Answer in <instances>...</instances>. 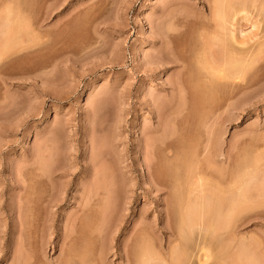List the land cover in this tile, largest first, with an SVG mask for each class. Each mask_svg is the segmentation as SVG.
Masks as SVG:
<instances>
[{
  "label": "rangeland",
  "instance_id": "374dc122",
  "mask_svg": "<svg viewBox=\"0 0 264 264\" xmlns=\"http://www.w3.org/2000/svg\"><path fill=\"white\" fill-rule=\"evenodd\" d=\"M210 1L0 0V264H264V56L188 114L202 73L197 49L206 40L220 57L241 39L254 56L264 43V0L227 4V16H214L223 21L220 36L203 25L212 20ZM179 82L190 87L178 92ZM171 132V140L182 137L178 155L159 156L153 149ZM188 152L199 162L214 154L209 164L193 159L196 178L214 187L206 196L195 190L201 200L189 243H181L171 228L180 222L182 192L173 199L158 189L147 166L168 161L173 182L171 170ZM235 182L236 197L228 189ZM105 186L110 193L99 190ZM231 194L237 209L225 206ZM90 197L97 203L88 205ZM163 201L173 209L166 219Z\"/></svg>",
  "mask_w": 264,
  "mask_h": 264
},
{
  "label": "bare ground",
  "instance_id": "6f19581e",
  "mask_svg": "<svg viewBox=\"0 0 264 264\" xmlns=\"http://www.w3.org/2000/svg\"><path fill=\"white\" fill-rule=\"evenodd\" d=\"M233 2V0H214L213 1V4L211 3V1L209 2L210 4V11L212 12V20L213 21H215L216 20V18H218V19H220V21L225 17V16H227V13H226V6H227V4H229V3H232ZM235 1V0H234ZM237 1V0H236ZM239 2V1H238ZM243 2H245V1H243ZM207 3V2H206ZM234 3V2H233ZM254 3V2H253ZM19 4V3H18ZM230 5V4H229ZM241 6V5H240ZM239 6V7H240ZM245 6V5H244ZM227 7H229V6H227ZM8 8H9V6H8ZM232 8V7H231ZM242 8V7H241ZM19 9V8H18ZM10 10V9H9ZM12 10V9H11ZM10 10V11H11ZM20 10V9H19ZM9 11V12H10ZM241 11V10H240ZM228 12V11H227ZM16 13V12H15ZM229 13H230V11H229ZM22 14V13H21ZM235 14V13H234ZM216 18H215V17ZM245 17V16H244ZM23 19V18H22ZM26 19V18H25ZM247 19V18H246ZM6 20V19H5ZM15 20H17V19H15ZM212 20L209 22L208 21V23H205L204 22V27H205V29H209L210 27L212 28V30L211 29H209V30H211L212 32H213V34H218V36H220L219 35V31H218V29L219 28H222L223 26H222V23H223V21L220 23V25L218 24V22H220V21H215V22H213V24L215 25V23H216V27L214 26V28H213V26H212ZM13 21V20H12ZM11 22V21H10ZM20 22H21V20H20ZM207 22V21H206ZM15 23V22H14ZM2 24V23H1ZM7 24H8V22H7ZM6 24V25H7ZM9 24H11V23H9ZM16 25H17V23H15ZM19 24V23H18ZM13 25V24H12ZM16 25H15V28H16ZM23 25V24H22ZM20 26H21V23L19 24V28H20ZM222 26V27H221ZM8 27H10V26H8ZM8 27L6 28V29H8ZM13 27V26H12ZM11 27V28H12ZM22 27H25L24 25L22 26ZM203 27V28H204ZM4 28V27H3ZM15 28H12L11 30H12V32L13 31H17L18 32V27L16 28L17 30H15ZM224 28V27H223ZM222 28V29H223ZM21 29V28H20ZM20 29H19V31H20ZM24 30V29H23ZM8 32V31H7ZM10 32V31H9ZM16 32V33H17ZM21 32V31H20ZM209 32V31H208ZM15 32H13L12 33V35L14 36L15 34H14ZM22 33V32H21ZM210 33V32H209ZM203 34V33H202ZM202 34H200L201 36H202ZM17 35V34H16ZM18 35H20V34H18ZM171 35V34H170ZM203 35H205V34H203ZM9 36H10V34H9ZM216 36V35H215ZM15 37V36H14ZM20 37V36H19ZM18 37V38H19ZM209 37V36H208ZM222 38H223V35L221 36ZM15 38H17V36L15 37ZM22 38V37H21ZM205 38V37H204ZM216 38V37H215ZM214 38V39H215ZM14 39V38H13ZM12 39V37H11V40H13ZM202 39H203V37H202ZM210 39V38H209ZM213 39V40H214ZM217 39V38H216ZM221 39V38H220ZM9 40H10V38H9ZM11 40L9 41L10 43H11ZM16 40V39H15ZM15 40H13L14 42H15ZM204 40V39H203ZM211 40V39H210ZM8 41V40H7ZM262 41V40H261ZM4 42V41H3ZM23 42V41H22ZM223 42H224V40H223ZM226 42V41H225ZM230 42V41H229ZM260 42V41H259ZM259 42H258V45L257 46H259V49L257 50V52H256V56L254 55V56H251V54H250V56L248 55V53L250 52L249 51V49H251L249 46H247V48H246V45L247 44H249L250 43V41L249 40H247V41H243V40H236L234 43L232 42V47H231V49L229 48H227L224 52H223V50H222V52H223V54H221L220 55V57L218 56L217 57V55L215 54V52H214V49L211 47V49H209L210 48V46H209V48H208V43L206 42V40H204L203 41V43H202V45H201V48H199V49H197V51H196V61L195 62H197L198 61V63L200 64V69L202 70V73H200L199 74V77H198V82H199V89L197 90L198 91V93H196L195 92V94H193L192 92H191V98H190V101H189V110H188V114L192 111V113H193V111L195 112L196 110H197V108L198 107H196V105H198L199 107H201V105H202V107H204V105H205V103H207V102H209L210 101V99L213 97V95L215 94V91H217V90H219L218 89V86H222V85H220L222 82L224 83H226V85H227V83H231V81H233L234 83L233 84H237V80H239V79H242L243 80V76L246 74V72H247V70L249 69V67H250V64L252 65V64H254V62H256V60L260 57V56H264V43H263V41H262V43L260 42V44H259ZM19 43V42H18ZM207 43V44H206ZM215 43V42H214ZM221 44H222V42H221ZM15 45H16V43H15ZM223 45V44H222ZM229 46V45H228ZM15 48V47H14ZM221 48V47H220ZM249 48V49H248ZM7 49V48H6ZM5 50V49H4ZM13 50V49H12ZM255 50V49H254ZM253 50V51H254ZM11 51V50H10ZM216 51V50H215ZM192 52H194V51H192ZM221 52V53H222ZM255 52V51H254ZM252 53V52H251ZM3 54H4V52H3ZM220 54V53H219ZM218 54V55H219ZM247 54V55H246ZM253 54V53H252ZM2 55V54H1ZM176 55V54H175ZM174 55V56H175ZM3 56V55H2ZM194 56V55H193ZM249 56V57H248ZM1 57V56H0ZM255 58V60H253V58ZM170 58V57H169ZM177 57H173L172 59H171V62L172 61H178V58L176 59ZM182 58V57H181ZM251 58V59H250ZM257 58V59H256ZM195 60V59H194ZM253 61V63H252V61ZM170 61V60H169ZM182 61H183V66L182 67H185L186 66V59H182ZM259 61V60H258ZM179 63V62H178ZM202 64V65H201ZM189 66V65H188ZM199 66V65H198ZM190 68V67H189ZM197 68V67H196ZM187 70V69H186ZM198 76V75H197ZM201 76V77H200ZM245 77V76H244ZM247 77V76H246ZM196 78V77H195ZM180 79V78H179ZM199 79H200V81H199ZM179 81V80H178ZM182 81V80H181ZM186 82V81H185ZM187 83V82H186ZM224 83V84H225ZM177 84V85H176ZM174 83L173 85H174V88H177V90H178V92H180L181 91V89L183 90V88L184 87H190V86H188L187 84H185L184 82H183V85H182V83L181 82H179V83ZM232 84V85H233ZM241 84V83H240ZM225 85V86H226ZM231 86V85H230ZM247 86H249V85H247ZM197 87H198V85H197ZM233 87V86H232ZM253 87V86H252ZM189 88H187V91H189L188 90ZM200 90V91H199ZM193 91V90H192ZM182 92V91H181ZM189 93V92H188ZM197 94V95H196ZM185 96H186V94H185ZM212 96V97H211ZM214 98V97H213ZM179 102V101H178ZM181 104V103H180ZM184 105V104H183ZM207 105H209V104H207ZM213 105V104H212ZM169 106H170V104H169ZM206 106V105H205ZM171 107V106H170ZM169 107V108H170ZM174 107V106H173ZM173 107H171V108H173ZM178 107V106H177ZM177 107H175V108H177ZM180 107H181V105H180ZM202 107L200 108V109H202ZM168 108V109H169ZM184 108H186V107H184ZM235 108V107H234ZM233 108V109H234ZM181 108H179V109H177L176 111H178V112H176L175 110L172 112L173 114H174V112H176L177 114H180L181 113V111H179ZM199 109V108H198ZM160 110V109H159ZM166 110V109H165ZM164 110V111H165ZM173 110V109H172ZM170 111V110H169ZM201 111V110H200ZM203 111V110H202ZM205 111V110H204ZM171 112V111H170ZM184 112V111H183ZM171 114V113H170ZM210 115V114H209ZM215 115V114H214ZM173 116V115H172ZM171 116V117H172ZM178 117L179 116H176V118L178 119ZM209 118V117H208ZM174 119V118H173ZM176 119V120H177ZM206 120V119H205ZM175 121V120H174ZM179 121V120H178ZM180 122V121H179ZM210 122V121H209ZM215 122V121H214ZM175 123V122H174ZM209 124V123H208ZM160 125L161 124H159V126L158 127H156L154 130H155V132H157L158 133V131H161V130H163V129H161L160 128ZM178 127V126H177ZM189 127V126H188ZM173 128V127H172ZM161 129V130H160ZM164 132V131H163ZM182 133V132H181ZM162 134H164V133H162ZM176 134V133H175ZM211 134V133H210ZM166 135V136H165ZM165 135L163 136V138L161 139V137L159 138L158 136V138H159V140L156 142V140H155V143H157V145H155V147L154 146H152V149H153V147H154V149L153 150H155V153H159L160 151L162 152V151H166L167 152V150H169L170 151V149H172V152H173V154H174V156H176V155H178L177 153L179 152V150L178 149H180V143L182 142V141H180V143H179V140L182 138H180V139H178L177 138V140L176 141H174V140H171L172 139V132H171V135H167L166 133H165ZM198 135V134H197ZM162 136V135H161ZM171 137V138H170ZM179 137V136H178ZM212 137V136H211ZM153 138V137H152ZM155 138V137H154ZM153 138V139H154ZM174 139V138H173ZM190 140V139H189ZM154 141V140H153ZM152 141V142H153ZM195 142V141H194ZM183 143V142H182ZM150 144V143H149ZM188 145V144H187ZM203 146V145H202ZM183 147V146H182ZM149 148H150V145H149ZM213 148V147H212ZM211 148V149H212ZM189 149V148H188ZM191 149V148H190ZM148 151V150H147ZM151 151V150H150ZM178 151V152H177ZM186 151V150H185ZM190 151V150H189ZM194 151V150H193ZM208 151V150H207ZM153 152V151H152ZM184 152V151H183ZM192 152V151H191ZM189 154H188V156H186V158H182V159H186V160H184V161H182L181 163H183L182 164V166L180 165V164H178V165H175V170H171V175L173 174L174 175V177H173V175H172V177L171 178H174V181H173V179L171 180V181H173V182H170L168 179V176H169V174H170V169H174V165L173 164H171V165H173V168H171L169 165H170V163H169V165L167 164L166 165V162H168V161H166V160H163V161H166L164 164H163V161H157V162H154V160H153V163H150V164H148V166H147V172L149 173H147V175H149L147 178H148V180L149 179H152V177H153V180L152 181H154V180H156V185L157 184H159L160 185V188H158V189H161V190H164V193L165 194H168L169 196H171V198H173V199H175V197H177V199H178V195H177V193L178 192H182L181 194L182 195H179L180 197V199L178 200V202H176L175 204H177V205H175L176 207V213H178V215H180V222H179V224H178V226H177V228L175 229L174 227H172L171 228V230L172 229H174V231H172L171 233L173 234V233H175V235L174 236H176V237H174V238H178L179 239V241H181V243L182 242H188V240L187 239H189L188 238V235L190 234H188V229H189V231H191L190 230V228L192 227V225H191V218H192V215H194L193 214V212H192V208H194V206H196V203H195V205H194V202H196L197 201V199L195 200V198H196V195H194V192H195V190H200L199 192H202V191H204V190H207L208 188H211L212 186V184L210 183L209 184V186H211V187H209L208 186V184L207 183H209V181L207 182V181H205L202 177L201 178H199V176H198V178L199 179H197L196 178V167L200 164V162L202 163V161H203V163H206V164H209V162H210V158H212L213 156H214V154H212V156H206V158H204L202 161L200 160V162L198 161V159L197 158H195L197 161H198V165H196L195 166V164H194V161H196V160H194L193 161V155L190 153V152H188ZM211 153V152H210ZM218 153V152H217ZM219 153H220V151H219ZM218 153V155L215 153V157H219L220 158V155L222 156V154H219ZM156 154V155H157ZM183 154H185L186 155V153H183ZM206 154V153H205ZM159 155V154H158ZM163 155V154H162ZM209 155H211V154H209ZM160 156V155H159ZM173 156V155H172ZM215 157H214V159H215ZM147 158V157H146ZM146 158H145V160H146ZM171 158V157H170ZM219 158H218V161H219ZM227 158H228V156H227ZM149 159V158H148ZM147 159V160H148ZM162 159V158H161ZM164 159V158H163ZM169 159V158H168ZM175 159H176V157H175ZM179 159V158H178ZM200 159V158H199ZM213 159V158H212ZM152 160V159H151ZM159 160H160V157H159ZM172 160V159H171ZM221 161H223V162H225L226 161V159H224V158H222V159H220ZM170 161V160H169ZM196 161V162H197ZM211 161H213V160H211ZM214 161H216V159L214 160ZM220 161V162H221ZM147 162V161H146ZM148 162H150V159H149V161ZM173 162V161H172ZM180 161L178 160V163H179ZM57 163V162H56ZM212 163V162H211ZM211 163H210V165H211ZM146 165H147V163H145ZM56 165V164H55ZM46 166V165H45ZM53 166V165H52ZM200 166V165H199ZM242 166V165H241ZM51 167V166H50ZM54 167V166H53ZM52 167V168H53ZM57 167V166H56ZM89 167V166H88ZM87 166L85 167V170H87V169H90L91 167H89L88 168ZM205 167V166H204ZM51 168V169H52ZM60 168V167H59ZM200 168H202V167H200ZM208 168V167H207ZM241 168V167H240ZM145 169V168H144ZM181 169V170H180ZM41 170V169H40ZM49 170V169H48ZM61 170V169H60ZM219 170V169H218ZM217 170V171H218ZM232 170V169H231ZM50 171V170H49ZM173 171V172H172ZM206 171L207 170H205V169H203L202 171H201V173L203 174V173H206ZM222 171V170H221ZM85 172H87V171H85ZM103 173V172H102ZM105 173V172H104ZM107 173V172H106ZM109 173V172H108ZM222 173V172H221ZM42 174V173H41ZM50 174V173H49ZM202 174H199L200 176L202 175ZM234 174H238V173H234ZM47 175V174H46ZM103 175V174H102ZM146 175V174H145ZM212 175V174H211ZM220 175H222V174H220ZM228 175V174H227ZM239 175V174H238ZM237 175V177L236 178H238L237 180H239L240 178H243V177H240L239 178V176ZM41 176V175H40ZM42 176H43V174H42ZM104 176V175H103ZM167 176V177H166ZM204 176V175H203ZM216 176V175H215ZM219 176V175H218ZM218 176H216V177H218ZM234 176V175H233ZM52 177V176H51ZM109 177H111V176H109ZM170 177V176H169ZM206 177V176H205ZM208 177V176H207ZM222 177V176H221ZM197 180H196V179ZM219 178H220V176H219ZM223 178V177H222ZM106 179H107V177H106ZM213 179V178H212ZM221 179V178H220ZM224 179V178H223ZM51 179L49 178V181H50ZM54 180H55V178H54ZM147 180V179H146ZM207 180H209V177H208V179ZM211 180V179H210ZM214 180V179H213ZM233 180H235V179H233ZM233 180H231V181H233ZM263 180H264V178H263ZM49 181H47V182H49ZM52 181V180H51ZM97 181V180H96ZM145 181V180H144ZM152 181L150 182V184L152 183ZM204 181H205V183H204ZM220 181V183H222L221 182V180H219ZM102 182V181H101ZM107 182V181H106ZM207 182V183H206ZM212 183H214L213 181H211ZM215 182H217V180L215 181ZM224 182V181H223ZM236 182H238V181H236ZM236 182H235V184H230L231 185V187L230 188H228L227 186H229V185H227L226 186V188H228V189H231L232 188V185H237L236 184ZM251 182V181H250ZM93 183V182H92ZM111 183V182H110ZM109 183V184H110ZM218 184H220L219 182H217ZM229 183H232V182H230L229 181ZM228 183V184H229ZM234 183V182H233ZM263 183V182H262ZM48 184V183H47ZM54 184V183H53ZM87 184V183H86ZM104 184V183H103ZM148 184H149V181H148ZM154 184V183H153ZM176 184H178V185H176ZM205 184H207L206 185V187H205ZM223 184V183H222ZM248 184V183H247ZM112 185V184H111ZM152 185V184H151ZM150 185V186H151ZM155 185V184H154ZM179 185H182V187L181 186H179ZM214 185V184H213ZM217 185V184H216ZM215 185V188H217V187H219V185L218 186H216ZM64 186H66V184L64 185ZM93 186V185H92ZM244 186V185H243ZM255 186V185H254ZM97 187H99V186H97ZM106 187V188H105ZM105 187H100V189L99 190H101V189H107V190H104L105 192H108V193H110L111 192V189H110V192L108 191L109 190V187L108 186H105ZM157 187H159V186H157ZM208 187V188H207ZM214 187V186H213ZM212 187V188H213ZM261 187V186H260ZM55 188V187H54ZM85 188L86 189H88L86 186H85ZM113 188V187H112ZM134 188V187H133ZM152 188H153V186H152ZM207 188V189H206ZM211 188V189H212ZM220 188V187H219ZM222 188V187H221ZM220 188V189H221ZM224 188V187H223ZM225 188V189H226ZM236 188L239 190V192H240V189H239V187H237L236 186ZM236 188H234V189H236ZM51 189V188H50ZM57 189V188H56ZM60 189V188H59ZM210 189V190H211ZM218 189V188H217ZM224 189V190H225ZM241 189H243V187L241 188ZM58 190V189H57ZM61 190V189H60ZM59 190V191H60ZM94 190V189H93ZM93 190H91V191H93ZM96 192H98L99 190L96 188ZM117 190H119V188L117 189ZM209 190V189H208ZM213 190V189H212ZM211 190V191H212ZM222 190V189H221ZM227 190V189H226ZM232 191V193H234L235 194V197H236V192L238 191H234L233 192V189H231ZM85 191V190H84ZM89 191V190H88ZM102 191V190H101ZM156 191H157V189H156ZM242 191V190H241ZM244 191V190H243ZM54 192V191H53ZM52 192V193H53ZM61 192V191H60ZM59 192V193H60ZM66 191H65V188H64V190L62 191V193H65ZM83 192V191H82ZM95 192V193H96ZM114 192V191H113ZM116 192V191H115ZM160 192V191H159ZM204 192H207L208 193V191H204ZM218 192H219V190H218ZM222 192V191H221ZM227 192H228V190H227ZM239 192H237L238 193V195H239ZM55 193V192H54ZM163 193V192H162ZM203 193V192H202ZM207 193L205 194V193H203V194H205V196L207 195ZM223 193V192H222ZM225 193V192H224ZM241 193V192H240ZM103 194H104V192H103ZM152 194V193H151ZM180 194V193H179ZM183 194L185 195V201L184 202H182L184 199L182 198V196H183ZM209 194V193H208ZM229 194H230V191H229ZM110 195V194H109ZM108 195V196H109ZM177 195V196H176ZM201 195V194H200ZM219 195H221V193L219 194ZM228 195V194H227ZM232 195L233 194H231V196H230V201H227V203H225V202H223L222 203V200H221V202H217V203H221V204H218V205H221V206H223L222 204H224L225 203V206H226V204H227V207L226 208H236L237 209V207H238V205H239V200H236V201H234L235 199H239V197H237V198H235V197H233L232 198ZM243 195V194H242ZM241 195V196H242ZM92 196H94V195H92ZM173 196V197H172ZM209 196V195H208ZM224 196H225V194H224ZM83 197V196H82ZM95 197V196H94ZM93 197V198H94ZM112 197V196H111ZM156 197V196H155ZM209 197H211V196H209ZM59 198V197H58ZM164 198H167V195H166V197H164ZM170 197L169 198H167L168 200L169 199H171ZM198 198V197H197ZM205 198V197H204ZM208 198V197H207ZM212 198V197H211ZM220 198V197H219ZM235 198V199H234ZM59 199H61V200H59V201H62V198H59ZM65 199V198H64ZM160 199V198H159ZM162 200H163V198H161ZM160 199V200H161ZM173 199H171V201L173 200ZM183 199V200H182ZM55 200V199H54ZM94 201L95 199H92L91 197H90V200L87 198L86 199V201H87V204L88 205H90V204H94V202H96L97 203V199L92 203V202H90V203H88L89 201ZM199 200H201V199H199ZM199 200L197 201V203L199 202ZM202 200H203V198H202ZM204 200H206V199H204ZM212 200V199H211ZM219 200V201H220ZM53 201V200H52ZM56 201V200H55ZM85 201V200H84ZM164 201H165V199H164ZM164 201H163V203H164ZM171 201H169V202H171ZM176 201V200H175ZM208 201V200H207ZM215 201H217L216 199H215ZM214 201V202H215ZM224 201H226V200H224ZM168 202V201H167ZM167 202H165L164 204L167 206V208H163V210L161 211L162 212V215H163V217H164V215H165V217L167 218V216L168 215H170V213H172L171 212V210H173L171 207L169 208L168 207V205L170 206V205H172L171 203L170 204H168ZM173 202H174V200H173ZM230 202V203H229ZM234 202H235V205H236V203L238 204V205H236V206H234ZM84 203H86V202H84ZM95 203V204H96ZM244 203V202H243ZM86 204V205H87ZM161 204H162V202H161ZM163 204V205H164ZM204 204V203H203ZM242 204V203H241ZM83 205V204H82ZM88 205L87 206H83V209L84 208H87L88 207ZM107 205V204H106ZM152 205V204H151ZM162 205V206H163ZM200 205V204H199ZM246 205V204H245ZM201 206H202V204H201ZM240 206V205H239ZM243 206V205H242ZM173 207V206H172ZM203 207V206H202ZM209 208H210V206H209ZM233 208V209H234ZM204 209V208H203ZM211 209V208H210ZM209 209V210H210ZM235 209V210H236ZM85 210H87V209H85ZM84 210V211H85ZM196 210H197V208H196ZM227 210H229V209H227ZM235 210H233V211H235ZM153 211H154V209H153ZM198 211V210H197ZM206 211H207V209H206ZM232 211V210H231ZM160 212V213H161ZM199 212V211H198ZM240 211H239V209H238V213H239ZM206 213V212H205ZM210 213V212H209ZM228 213V212H227ZM220 214V213H219ZM231 214V213H230ZM241 214V213H240ZM172 215V214H171ZM198 215V214H197ZM229 215V214H228ZM233 215L235 216V214L233 213ZM232 215V216H233ZM106 216V215H105ZM213 216V215H212ZM231 216V215H230ZM164 217V218H165ZM216 217V216H215ZM219 217H220V215H219ZM236 217H237V215H236ZM165 218V219H166ZM172 218V217H171ZM198 218V217H197ZM218 218V217H217ZM221 218H222V214H221ZM230 218V217H229ZM208 219V218H207ZM215 219V218H214ZM225 219V218H224ZM198 220V219H197ZM206 220V219H205ZM211 220V219H210ZM217 220V219H216ZM166 221V220H165ZM218 221V220H217ZM222 221V220H221ZM197 222V221H196ZM173 223V222H172ZM169 224V223H168ZM196 224V223H195ZM219 224V223H218ZM221 225V224H220ZM167 226V225H166ZM209 226H211V225H209ZM168 228V227H167ZM203 228V227H202ZM211 229V228H210ZM225 229V228H224ZM227 229H228V226H227ZM226 229V230H227ZM148 230V229H147ZM99 231V230H98ZM224 231V230H223ZM102 234V233H101ZM98 235H100V234H98ZM202 236H204L203 234H202ZM100 237H101V235H100ZM204 239V238H203ZM202 239V240H203ZM215 239V238H214ZM220 239V238H219ZM187 240V241H186ZM141 241V240H140ZM203 242V241H202ZM222 242V241H221ZM189 243V242H188ZM176 244V243H175ZM217 244V243H216ZM221 245V244H220ZM227 245V244H226ZM225 245V246H226ZM231 245V244H230ZM206 247V246H205ZM139 248V247H138ZM145 249L147 248V247H144ZM142 249V247H141V249L143 250V254L141 255V256H143V255H145L146 256V253L144 254V250L145 249ZM172 248H173V246H172ZM177 248H180V246L179 247H177ZM177 248H175L174 250H173V252H172V258H173V260L175 259L174 257H177V256H175V255H177V253H178V251L179 250H177ZM228 248V247H227ZM148 249V248H147ZM246 249V248H245ZM187 250V249H186ZM235 250V249H234ZM105 251V250H104ZM122 251H124V250H122ZM141 251V250H140ZM153 251V250H152ZM169 251V250H168ZM203 253L205 252V249L204 250H201ZM135 252V251H134ZM133 252V253H134ZM186 252V251H185ZM226 252V251H225ZM234 252V251H233ZM238 252V251H237ZM245 252V251H244ZM108 253V252H107ZM142 253V252H141ZM157 253V252H156ZM184 253V252H183ZM205 253H207V252H205ZM204 253V254H205ZM222 253H224V252H222ZM96 254V253H95ZM126 254V252L124 251V255ZM169 254V253H168ZM179 254V253H178ZM227 254V253H226ZM250 254V253H249ZM136 255V254H135ZM162 255V254H161ZM160 255V256H161ZM171 255V254H170ZM233 255V254H232ZM234 255H236V252L234 253ZM123 256V255H122ZM128 256V254H126L125 255V257L126 258H128L127 257ZM137 256V255H136ZM140 256V255H139ZM140 256V257H141ZM144 256V257H145ZM157 256V255H156ZM201 256V255H200ZM204 256V255H203ZM206 256V255H205ZM204 256V257H205ZM231 256V255H230ZM124 257V256H123ZM124 257V258H125ZM143 257V258H144ZM162 257V256H161ZM179 257V256H178ZM177 257V258H178ZM239 257V256H238ZM237 257V258H238ZM247 257V256H246ZM100 258V257H99ZM103 258V257H102ZM101 258V259H102ZM135 258V257H134ZM139 258V257H138ZM138 258L136 257V259L138 260ZM146 258H147V256H146ZM154 258V257H153ZM224 258V257H223ZM252 258V257H251ZM141 259H142V257H141ZM147 259H149V258H147ZM170 259V258H169ZM183 259V258H182ZM233 259H235V258H233ZM239 259L240 258H238V261H239ZM127 260H129V259H127ZM133 260V259H132ZM144 260V259H143ZM140 261V258H139V261L140 262H138V264L140 263V264H147L148 262H151V261H149V260H147V262H145L146 261V259H145V261ZM153 260V259H152ZM158 260V259H157ZM160 260V259H159ZM243 260V259H242ZM63 261V260H62ZM66 261V260H65ZM162 261V260H161ZM84 262V261H83ZM82 262V263H83ZM145 262V263H144ZM160 262V261H159ZM229 262V261H228ZM251 262V261H250ZM33 263V262H32ZM49 264H52V263H50V262H48ZM128 263H130V262H128ZM156 263V262H155ZM158 263V262H157ZM173 263V262H172ZM178 263V262H177ZM230 263V262H229ZM235 263V262H234ZM243 263V262H242ZM45 264H47V263H45ZM134 264H135V262H134ZM151 264V263H150ZM153 264V263H152ZM163 264V263H162ZM252 264V263H251Z\"/></svg>",
  "mask_w": 264,
  "mask_h": 264
}]
</instances>
